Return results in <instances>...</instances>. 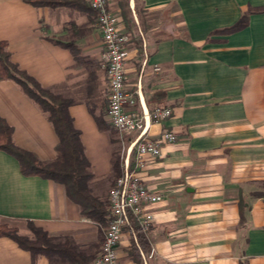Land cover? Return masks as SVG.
<instances>
[{"label": "crops", "instance_id": "crops-1", "mask_svg": "<svg viewBox=\"0 0 264 264\" xmlns=\"http://www.w3.org/2000/svg\"><path fill=\"white\" fill-rule=\"evenodd\" d=\"M72 3L0 0V40L20 69L72 101L67 110L90 163L89 188L107 203L117 176L113 158L121 169V150L137 132L120 138L110 126L101 34L88 0ZM121 6L108 0L126 36V89L139 111L170 108L165 120H147V135L166 130L177 140L162 144L161 156L140 173L163 197L146 208L153 216L148 249L125 233L119 263L264 264V0H127L126 12ZM249 10L244 27L220 31ZM0 116L19 148L54 159L52 124L12 80H0ZM28 221L50 237L69 238L85 264L100 250L104 227L81 215L64 186L24 175L18 160L0 150V223L30 236ZM0 264L68 262L32 259L3 236Z\"/></svg>", "mask_w": 264, "mask_h": 264}, {"label": "trees", "instance_id": "trees-1", "mask_svg": "<svg viewBox=\"0 0 264 264\" xmlns=\"http://www.w3.org/2000/svg\"><path fill=\"white\" fill-rule=\"evenodd\" d=\"M33 5L72 6V0H30ZM84 8V6H83ZM230 27L220 30L229 33L244 27L247 23V14ZM0 80H12L29 97L39 109L47 115L57 135L55 157L51 161H41L32 152L19 148L12 139V127L0 116V150L14 156L24 175H39L64 186L67 197L79 206L81 215L95 221L100 227H105L108 222L107 203L95 197L89 188L92 178L90 163L87 160L79 131L73 126L68 114V106L72 101L62 95L55 94L42 87L27 72L20 69L11 61L10 53L5 41L0 40ZM100 128H105L104 123L96 118ZM115 175H119V159L114 156L112 162ZM30 236L17 233L16 229L0 226V237H8L17 245L30 252L32 259L43 255L53 261L61 259L68 264H85L71 240L67 237H50L44 230L27 222ZM137 241L141 249L147 250L144 234L135 226ZM134 256L137 248L133 245Z\"/></svg>", "mask_w": 264, "mask_h": 264}, {"label": "built area", "instance_id": "built-area-1", "mask_svg": "<svg viewBox=\"0 0 264 264\" xmlns=\"http://www.w3.org/2000/svg\"><path fill=\"white\" fill-rule=\"evenodd\" d=\"M101 34L100 66L107 83L106 114L110 126L120 138L136 133L135 138L121 150L120 173L107 195L108 222L103 229L100 250L91 264H120L118 245L127 233L138 246L135 226L145 235L153 216L146 208L163 201L149 189L141 178L148 162L161 156V146L177 140L171 131H162L157 138L147 135V120L161 122L171 115L168 107L155 106L150 111L135 108V99L125 85L124 42L126 36L119 28V17L108 7V0H88Z\"/></svg>", "mask_w": 264, "mask_h": 264}, {"label": "rangeland", "instance_id": "rangeland-1", "mask_svg": "<svg viewBox=\"0 0 264 264\" xmlns=\"http://www.w3.org/2000/svg\"><path fill=\"white\" fill-rule=\"evenodd\" d=\"M120 3L123 4V6H121V8L123 9V11H125L126 8H127V0H120ZM125 12H126V11H125ZM116 152H117V154H118L119 151H116ZM98 187H100V186H98ZM101 187H102V186H101ZM98 190H99V188H98ZM99 191H100V190H99ZM103 191H104V192H103ZM103 191H102V194L104 195V194L106 193V191H105V190H103ZM0 226H3L4 228H13V229H16L17 233H19L17 227L12 226V225H10V224H8V223H0ZM25 227L28 229L27 223L25 224ZM28 230H29V229H28ZM29 232H30V230H29ZM30 234H31V232H30Z\"/></svg>", "mask_w": 264, "mask_h": 264}]
</instances>
